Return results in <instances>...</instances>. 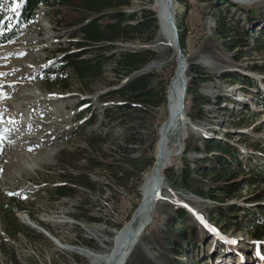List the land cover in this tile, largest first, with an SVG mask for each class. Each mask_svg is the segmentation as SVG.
<instances>
[{
  "label": "rangeland",
  "instance_id": "rangeland-1",
  "mask_svg": "<svg viewBox=\"0 0 264 264\" xmlns=\"http://www.w3.org/2000/svg\"><path fill=\"white\" fill-rule=\"evenodd\" d=\"M222 1L187 0L188 7L184 9L175 0L174 18H180L186 35L185 75L188 81V64L193 63L199 68L196 74L200 81L193 94L195 102L187 98L189 126L185 138L178 147H172L173 157L163 171L161 198L133 249L146 254L154 264H264L260 258L264 256V182L257 184L251 178L253 171L264 174V49L256 45L264 40V18L252 19L246 13L253 9L264 11V0H226L239 8ZM4 6L0 20L9 25L13 20L12 8L5 2ZM148 6L146 0H132L125 11L138 17ZM56 18L41 6L35 19L23 25L15 39L0 44V201L21 208L23 212L15 213L14 218L42 235L38 238L23 229L15 239H10L0 223V264H77L74 256H78L80 264H91L83 252L107 255L115 233L129 223L140 205L141 184L137 185L136 170L128 164L117 170L118 178L96 171L90 178L97 183V191L77 189L74 197L56 199L53 189L62 180L83 171L87 137L100 129L110 134L103 150L107 160L121 154L140 160L145 165L143 181L153 166L148 165L154 159L158 129L166 119L165 106L148 108L134 137L140 143L117 151L115 142L135 131L129 124L120 127L101 118L108 103L99 101L97 96L104 90L99 87L91 95L80 93L71 80V88L61 91L52 79H45L40 73L52 55L58 56L57 45L67 41L66 34L55 23ZM118 47L144 48L155 53L143 69L156 75L154 85L157 86L159 76H173L177 65L174 54L158 32L150 42ZM225 73L239 81L222 80ZM10 99L23 106H8L6 101ZM199 107L201 117L195 119ZM91 112L98 115V120L94 126L86 127ZM176 137L172 136L171 146ZM207 139L233 147L231 156L221 157L228 172H234L227 183L230 193L221 204L174 188L173 182L187 163L191 168L200 166V172L204 166H213L208 162L196 164L203 157L196 147L206 149L203 142ZM71 152L80 156L75 165L78 168L65 161ZM207 184V180L203 181L204 186ZM256 194L262 198L249 202ZM229 205L235 206L232 213H222ZM178 208H184L187 215L177 218ZM81 210H87L98 221L85 222ZM21 216L47 233L44 227L48 228L57 243L27 225ZM194 226L195 236L191 233ZM181 230L185 231L182 246L171 245L173 232ZM82 240L92 242L94 250L87 249Z\"/></svg>",
  "mask_w": 264,
  "mask_h": 264
},
{
  "label": "trees",
  "instance_id": "trees-1",
  "mask_svg": "<svg viewBox=\"0 0 264 264\" xmlns=\"http://www.w3.org/2000/svg\"><path fill=\"white\" fill-rule=\"evenodd\" d=\"M132 0H0V15L4 8V2L12 8L13 20L8 23L0 20V44L7 43L15 39L20 28L35 19L37 10L44 6L50 10L52 16L56 18V24L60 30L66 34L67 41L57 45L55 53L48 63L40 70L42 77L52 79L55 86L61 91L71 88L70 81L77 86L80 93L93 94L95 90L101 87L104 91L97 98L103 103H108L101 113V118L109 124H116L120 127L129 124L134 129V134L125 135L116 143L117 151H124L128 146H135L140 143L134 140L138 125L142 122L144 111L148 108L166 107V85L169 78H161L154 85L156 75L143 70L155 57L151 50L141 48L139 50H123L119 45L134 43L137 41L150 42L154 39L158 23L155 13L149 8L141 12L140 16L135 13H127L125 10L130 6ZM148 5L151 0H146ZM184 9L188 6L187 0H176ZM229 6L239 8L234 3L223 0ZM252 19L260 20L264 18V11L249 10L246 11ZM180 18L176 16V26L178 28L179 45L183 55L186 50V35L184 28L181 27ZM61 39V35H57ZM66 45V46H65ZM256 45L264 49V40H259ZM172 52L171 48L169 49ZM189 80L187 81L185 94V107L187 98L196 100L195 87L200 81L198 79L199 68L193 63L188 64ZM107 74H110L111 79ZM225 73L221 76L222 80L234 83L238 78L229 76ZM158 78V76H157ZM195 78V79H194ZM192 79L191 82H189ZM197 79V80H196ZM238 79V80H237ZM246 79V78H245ZM160 85V86H159ZM163 85V86H162ZM158 87V88H157ZM202 109L199 107L196 112L198 119L201 117ZM98 115L91 112L85 122L86 127H92L96 124ZM110 134L107 130L100 129L96 134H91L85 142L86 166L83 171L70 179L62 180L53 189L56 199L64 197H74L77 189L86 191H97V183L90 178V175L96 171L107 172L114 178H118L117 170L131 164L138 175L137 185L142 182V174L145 171V165L138 159H131L126 154L117 155L108 161L103 153L105 145ZM158 139V136H157ZM204 147L201 150L196 147V151L203 153L201 160H196V164L212 163L213 166H204L203 172H200V166L195 165L191 168L187 163L176 178L174 188L184 194H192L199 198L208 199L214 203L221 204L225 201L230 191L227 190L228 181L234 172H228L223 154L231 156L233 147L216 139L204 140ZM210 155V158L209 156ZM66 163L72 168L75 166L80 156L76 153H69L65 156ZM151 160L149 167L153 165ZM75 171V170H74ZM255 172L251 178L252 182L260 184L264 182V174ZM201 173V174H200ZM207 180V186L203 181ZM259 194L249 202H255L261 199ZM222 206V205H221ZM80 207V206H78ZM81 208V207H80ZM235 206H225L222 213H232ZM260 208V207H259ZM221 209V208H220ZM235 211V210H234ZM23 212L12 202L2 204L0 201V223L4 234L15 239L18 231L23 229L34 233L35 237L42 238V235L35 233L28 227L18 223L14 214ZM81 219L85 222L98 221L89 214L87 210H81ZM177 218L186 216L184 208L177 209ZM51 235L53 233L44 227ZM192 235H197V228L194 226L191 230ZM171 245L182 246L185 239V231H174L170 237ZM82 239V238H81ZM87 249L94 250L92 242L82 240ZM135 248V247H134ZM14 257L13 252L10 253ZM74 262L80 264L78 256L73 257ZM174 263L173 259L170 260ZM125 264H154L146 254L132 250Z\"/></svg>",
  "mask_w": 264,
  "mask_h": 264
},
{
  "label": "bare ground",
  "instance_id": "bare-ground-1",
  "mask_svg": "<svg viewBox=\"0 0 264 264\" xmlns=\"http://www.w3.org/2000/svg\"><path fill=\"white\" fill-rule=\"evenodd\" d=\"M230 1L235 3L238 2L237 0ZM149 8L155 13L157 18V32L159 37L165 40L168 46H171L172 31L169 26L168 15L169 12H171L172 17L175 16V0H151ZM185 74L186 67L182 71L180 65L177 64L166 89V119L158 129V140L156 142L158 143V146L156 145L155 148L154 164L145 174L139 187L141 201L133 220L131 222L129 221V223L115 233L112 239V248L107 255H91L89 252H83L84 256L90 258L91 264L126 263L131 251L140 241L141 235L152 219L153 211L164 190L163 171L167 168V165L173 157L172 147L179 146L180 142L185 138L187 127L189 126L185 112V103H183L184 110L182 114H179V104L183 88L182 78H184L187 83ZM6 102L8 106L13 108L23 106V103H18L19 101L14 99L7 100ZM174 135H177V139L173 146H171V138ZM22 146L27 147L26 145ZM159 173L162 177L161 181L158 179ZM21 218L27 224L34 225L31 220L27 219V217L21 216ZM217 237L219 236L217 235Z\"/></svg>",
  "mask_w": 264,
  "mask_h": 264
},
{
  "label": "water",
  "instance_id": "water-1",
  "mask_svg": "<svg viewBox=\"0 0 264 264\" xmlns=\"http://www.w3.org/2000/svg\"><path fill=\"white\" fill-rule=\"evenodd\" d=\"M168 20H169V26H170L171 31H172V42H171L170 48L174 54L176 64H179L182 71H183L184 68L186 67V62H185L182 50H181L180 45H179L178 28L176 26V18L172 17L171 12H169ZM182 80H183V88H182L181 99H180V104H179V114H182V112L184 110V104L183 103H184V96L186 94V87H187L186 80L184 78H182ZM156 145L158 146V143H156ZM158 179L160 181L162 179L160 173L158 174ZM138 207H139V205L135 208V210H134V212H133V214L129 220L130 222L133 220V217H134ZM27 225H29L31 228L35 229L36 231H40L46 237L50 238L51 240H53L57 243V241L53 237H51L49 235V233H47L43 228L36 226L35 224L34 225L27 224ZM60 247L63 249L65 248L62 246H60ZM123 264H125V263H123Z\"/></svg>",
  "mask_w": 264,
  "mask_h": 264
},
{
  "label": "snow or ice",
  "instance_id": "snow-or-ice-1",
  "mask_svg": "<svg viewBox=\"0 0 264 264\" xmlns=\"http://www.w3.org/2000/svg\"><path fill=\"white\" fill-rule=\"evenodd\" d=\"M11 195V194H10ZM198 219H201V222L203 223L202 218H200L199 216L197 217ZM207 227V225H205ZM210 231H215V229H210ZM229 243H236V241H229ZM257 255L259 256V252L257 253ZM261 259H264V256H260Z\"/></svg>",
  "mask_w": 264,
  "mask_h": 264
}]
</instances>
